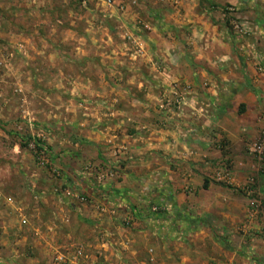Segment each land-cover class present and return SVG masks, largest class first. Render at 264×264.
<instances>
[{
	"label": "crops",
	"instance_id": "crops-1",
	"mask_svg": "<svg viewBox=\"0 0 264 264\" xmlns=\"http://www.w3.org/2000/svg\"><path fill=\"white\" fill-rule=\"evenodd\" d=\"M97 1L105 10L92 15L95 47L101 32L114 34L112 23L133 37L138 20H152L151 34L137 39L140 58L147 57L141 65L157 73L135 78L134 91L104 79L79 93L88 105L75 146L95 172L71 170L67 184L88 203L38 193L45 208L36 210L38 225L33 217L27 222L38 255L24 264H264V250L237 235L249 200L210 180L211 166L231 162L239 186L253 168L247 149L264 130V0H140L160 8L149 14L120 11L124 0L113 8ZM233 18L250 26L249 36L229 32ZM153 20L165 21L173 35L164 39ZM141 40L151 42V54ZM166 98L174 106L163 111ZM115 165L118 177L99 185L97 174ZM3 252L0 264H18V253Z\"/></svg>",
	"mask_w": 264,
	"mask_h": 264
},
{
	"label": "rangeland",
	"instance_id": "rangeland-1",
	"mask_svg": "<svg viewBox=\"0 0 264 264\" xmlns=\"http://www.w3.org/2000/svg\"><path fill=\"white\" fill-rule=\"evenodd\" d=\"M124 2L126 4L122 5L128 6L130 13L149 14V11L160 10L155 2ZM103 10L97 0H0V28L5 30L0 34V250L7 255L18 253V264H24L30 255H38L32 241L36 232L29 231L27 224L33 217L38 225L36 210L45 208L41 200L35 199L39 198L38 193L75 201L66 195L68 191L78 194L67 184L72 178L71 170L82 175L90 174V169L95 172L94 163L90 159L83 161L80 148L75 146L81 143L78 130H83L80 124L87 118L88 105L79 93L87 94L92 84L100 86L104 79L114 88L115 82L120 91H134V88L137 90L135 78H152L157 73L150 63L148 67L141 65L147 57L136 56L137 38L144 32L143 37H146L151 30L142 29L138 36L134 32L133 37H123L117 29L119 25L112 23L114 34L106 36L101 32L100 43L95 47L88 30L93 12ZM151 22L147 19L145 24ZM156 23L164 39L173 35L165 21ZM228 27L233 33L231 23ZM109 39L112 43H108ZM145 42L151 54V42ZM153 60L151 64H156ZM132 80L135 83H130ZM259 138L250 142L247 149L253 155V168L241 185L237 186L234 180L231 185L216 180L215 174L223 163L211 166L210 180L217 186L236 190L239 196L249 200L247 217L237 235L247 242V247L258 246L257 249L264 250V155L250 151ZM34 139L43 142L50 165L38 164L31 148ZM225 163L232 172L231 162ZM249 184L254 185V199L260 204L259 214L251 225V199L243 192ZM14 224L20 227L17 235Z\"/></svg>",
	"mask_w": 264,
	"mask_h": 264
},
{
	"label": "built area",
	"instance_id": "built-area-1",
	"mask_svg": "<svg viewBox=\"0 0 264 264\" xmlns=\"http://www.w3.org/2000/svg\"><path fill=\"white\" fill-rule=\"evenodd\" d=\"M105 5L108 8H113L116 7V0H104ZM118 8L120 9V11L125 12L126 11V7L124 5H119ZM233 10H230V13H232ZM232 28H233V34L238 37H246L250 35V26L248 24H243L241 22L240 19L238 18H233L232 19ZM136 27L138 30H142V29H148L149 30V25L143 23L142 21L138 20L136 23ZM137 47L138 51L136 53L137 57H142L144 56V48L142 46V44L140 43L139 40H137ZM190 88L187 87L185 89V91H188ZM182 88L179 86L178 83H175L172 87H171V94L175 97V103L176 105L180 106L181 104L184 103V95L182 94L183 91H181ZM172 106H174V101L172 102L169 98H166L165 100H162V103L160 105V109L165 111L168 110L169 108H171ZM43 142H41V140H33V143L31 144V148L34 151L35 157L38 161V164L42 167L48 166L50 165V158L47 155V149L45 148V146L42 144ZM251 153L256 154L258 156H262L264 155V132L262 134V136H260L259 140L257 141V143L254 144V146L250 149ZM118 171H119V167L117 165H115L112 169L108 170L106 173H98L97 174V181L99 183H104L106 181L109 180H114L118 177ZM89 173H93V169L89 170ZM60 174H58L59 176ZM215 178L218 182H222L225 184H229L231 185L233 183V175L232 172L230 170V168L226 165V163H223L221 165V169L220 171H218L215 174ZM251 182L253 183V180H251ZM254 185L249 184L248 186H246V188L243 189V192L251 199L250 203H251V209L249 210V221L250 223L253 222L254 220H256V217L259 214V208H260V204L258 202H256V200L254 199L255 197V190H254ZM56 192H58V190H56ZM66 195L68 197H71L73 199L79 200L81 201L82 204H86L88 203V198L78 195V194H73L71 192H67ZM153 211L155 213L160 211V208H154ZM126 224L129 225L130 221H126ZM61 262L64 261V259L60 260ZM233 264V263H232Z\"/></svg>",
	"mask_w": 264,
	"mask_h": 264
},
{
	"label": "trees",
	"instance_id": "trees-1",
	"mask_svg": "<svg viewBox=\"0 0 264 264\" xmlns=\"http://www.w3.org/2000/svg\"><path fill=\"white\" fill-rule=\"evenodd\" d=\"M227 89H228V91H230V93H233V92L236 93L235 91H233L234 90V87L228 86ZM205 187L207 188V186H205Z\"/></svg>",
	"mask_w": 264,
	"mask_h": 264
}]
</instances>
